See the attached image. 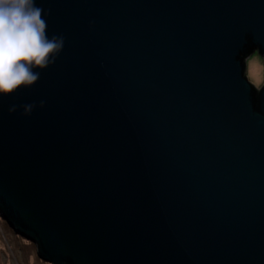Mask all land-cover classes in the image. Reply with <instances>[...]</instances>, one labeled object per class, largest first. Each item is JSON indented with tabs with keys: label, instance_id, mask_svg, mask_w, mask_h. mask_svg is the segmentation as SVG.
Returning a JSON list of instances; mask_svg holds the SVG:
<instances>
[{
	"label": "water",
	"instance_id": "1",
	"mask_svg": "<svg viewBox=\"0 0 264 264\" xmlns=\"http://www.w3.org/2000/svg\"><path fill=\"white\" fill-rule=\"evenodd\" d=\"M35 3L64 45L0 94L15 234L50 264H264V0Z\"/></svg>",
	"mask_w": 264,
	"mask_h": 264
},
{
	"label": "clouds",
	"instance_id": "2",
	"mask_svg": "<svg viewBox=\"0 0 264 264\" xmlns=\"http://www.w3.org/2000/svg\"><path fill=\"white\" fill-rule=\"evenodd\" d=\"M42 14L35 0H0V94L35 84L40 74L33 70L54 63L62 50L63 37L48 38Z\"/></svg>",
	"mask_w": 264,
	"mask_h": 264
},
{
	"label": "rangeland",
	"instance_id": "3",
	"mask_svg": "<svg viewBox=\"0 0 264 264\" xmlns=\"http://www.w3.org/2000/svg\"><path fill=\"white\" fill-rule=\"evenodd\" d=\"M247 77L257 87L264 84V61L259 54L247 60ZM0 264H50L41 260L35 244L16 235L0 216Z\"/></svg>",
	"mask_w": 264,
	"mask_h": 264
},
{
	"label": "bare ground",
	"instance_id": "4",
	"mask_svg": "<svg viewBox=\"0 0 264 264\" xmlns=\"http://www.w3.org/2000/svg\"><path fill=\"white\" fill-rule=\"evenodd\" d=\"M246 74H247V71H246ZM254 85V84H253ZM264 85V84H263ZM256 88H257V90H259V89H261L262 87H257L256 85H254Z\"/></svg>",
	"mask_w": 264,
	"mask_h": 264
}]
</instances>
